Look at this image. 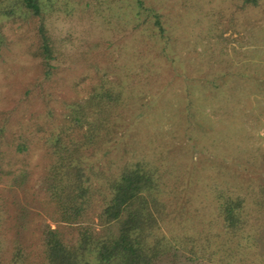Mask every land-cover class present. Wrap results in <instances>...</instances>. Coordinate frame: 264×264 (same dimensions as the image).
Wrapping results in <instances>:
<instances>
[{"label":"rangeland","instance_id":"1","mask_svg":"<svg viewBox=\"0 0 264 264\" xmlns=\"http://www.w3.org/2000/svg\"><path fill=\"white\" fill-rule=\"evenodd\" d=\"M64 1L68 6L47 19L59 46L49 77L32 54L37 19L3 21L9 44L0 53V125L6 126L3 149L13 169L26 168L36 184L51 163L45 139L61 122L65 103L86 95L108 73L132 97L111 152L95 159L100 168L117 170L125 160L155 156L188 171L194 163L204 169L203 159L219 164L218 172L251 162L243 170L247 186H264V0L244 9L240 0H144L164 16V53L152 24L134 29V0ZM20 141L27 151L16 150ZM9 189L0 185V208ZM184 207L194 215L187 221L195 224L190 233L199 235L205 209L194 198ZM0 211L2 252L9 258L11 214ZM36 234L35 228L28 232L33 259L43 248Z\"/></svg>","mask_w":264,"mask_h":264},{"label":"trees","instance_id":"2","mask_svg":"<svg viewBox=\"0 0 264 264\" xmlns=\"http://www.w3.org/2000/svg\"><path fill=\"white\" fill-rule=\"evenodd\" d=\"M240 1L244 9L260 0ZM66 6L60 0H0V53L9 44L4 20L37 19L32 54L49 77L59 46L47 19ZM132 7L134 29L152 24L164 53L169 37L163 14L144 0ZM107 75L65 103L61 122L45 139L51 163L34 185L29 170L6 161V126L0 125V185L10 186L0 210L11 214L13 230L9 258L3 257L0 232V264H264V186H247L243 171L253 163L219 172V164L205 159V170L194 163L188 171L163 156L128 159L117 170L97 165L95 159L111 152L132 97L124 82ZM16 150L27 151L28 143L18 142ZM183 198L188 204L198 199L208 215L199 235L190 233L195 224L187 221L194 215L186 213ZM34 228L43 246L37 259L28 245Z\"/></svg>","mask_w":264,"mask_h":264}]
</instances>
